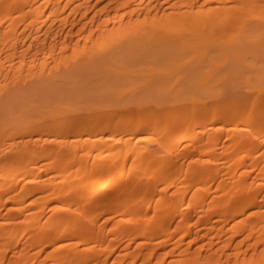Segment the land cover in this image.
Instances as JSON below:
<instances>
[{"label": "rangeland", "instance_id": "rangeland-1", "mask_svg": "<svg viewBox=\"0 0 264 264\" xmlns=\"http://www.w3.org/2000/svg\"><path fill=\"white\" fill-rule=\"evenodd\" d=\"M161 1L158 0L159 3ZM171 1L173 0H170V2ZM198 1L199 0H197L196 3H203V1ZM6 2L8 3L10 1L7 0ZM158 2L156 3L155 1L156 4L153 3L155 6L157 5V11L155 10L157 12H155L156 14L149 13L150 8H146L148 9V14H144L146 13L144 12V10L142 11L144 13L134 11L135 13H131L133 16H123L120 24L112 22L114 19V15L116 14L113 1H83L81 5L75 7L77 9H74L75 11L72 12L67 8V6L65 7V5L67 4H65V2H62V5L60 7L62 9L65 8L63 12H61L62 9L60 8V12L62 14L64 13V17L62 18H65V15H67L69 11L70 13H68L67 19H63L64 21H60L59 19L55 20V18L54 21L52 19L53 22H50V27L52 28L49 27V33L51 34L52 32L51 35L53 36L47 33L48 29L45 31V26L49 21H47L45 24L42 23L35 28L27 26V22L25 19L17 22L16 30L14 31V34H12V46L14 47L12 48V58L14 62L17 63V65L10 67L8 65V62L4 61L3 59L1 60L3 62L2 67H4H1L2 69H0V128H8L11 127V125L15 124L19 125V129H17V133L13 135V140L12 138L6 139L9 142L5 140L6 145L12 143V150L11 152L10 150L9 152L6 151V153H4L0 157V161L3 162V159L6 158L5 155H11V153L15 156L17 155L19 157L18 160H21L22 158H26L31 152L36 153L47 150L48 145L58 146L62 144L61 147L63 148V145L65 147L66 144L70 143L72 144L70 145L71 149L69 151V154L71 155L69 157L70 163L73 164V167L74 163L71 161L72 159L73 161H75V163H79L80 165L78 166L80 168H76V164L75 168L71 167L70 172L68 173V175L70 174L69 177L71 178H68L67 180L64 178L62 179V177L59 178L60 175H58L57 172V174H55V172L53 174V171L50 170L51 167H48L47 165V161L43 162V160L41 161L38 159L33 160L32 162L31 160V162H27L25 172H22L24 170H18V172H15L14 175L11 174V179L9 178L7 179L8 181H5V185L8 184L10 189L8 191H2L0 195V224L8 223L11 216L15 213V217L16 219H18L15 222H18L20 224H22V220L27 219L29 215H37L36 224L40 227L35 225L34 228L36 227V230L32 228L34 232L30 230V232L28 233V240L26 241L27 248L25 247V250L26 252H28V254L33 251V249H31L32 239L36 238L35 236L38 237L39 231L44 228L43 226H45V220L48 219L49 216L53 214V216H55V213L59 211H62L61 213H57L59 216H63L62 214H64V216H68V219L71 218L69 216L71 214H81V209L78 208L79 205L75 200V197L73 198V200V195L69 193L70 190L72 191V181H74L71 179H75L80 175L98 174L97 170L91 167L93 164L99 163L115 152L120 153L121 150H124L125 145L123 144H125L126 140L129 141V135L128 133L125 135L124 130L131 126L141 128L146 125V127L148 128L150 126V128L148 129L149 131L150 129L154 128L152 129L153 133L145 132L143 134V137H145V139L139 140V144L140 142L144 143L142 141L148 142V144L146 142L144 144V146H149L147 147L149 151H146V153L149 155L146 154V156L150 158L153 151L154 155L158 157L157 163L159 164V161L160 163L163 161L161 164H165H159L162 168L156 167L157 169L151 168L150 171L148 170V174L144 173L142 175L143 180L141 179V182L138 181L136 177H134L135 174L133 176L125 178L120 192L116 193L119 194V197H122V195L124 196L132 193L134 194L135 192L134 196L139 197V199L143 202L146 200V198H148L147 194L143 193L140 195L141 192L138 191L141 189H153L154 194L150 196L151 199H147L151 200V206L148 210H144L142 208L144 210H142L143 212H147L145 213V216L142 215L140 217L143 219L153 217V205L156 203L155 201H158L161 206L167 207L166 215H175L174 221H172L170 225H167L168 228L166 224H164V226L167 228V232L169 233L167 234L171 235V239H173V241H171V244L168 245L169 247H165L160 250L161 253L157 254L158 256L156 255L155 258H153V262L157 261L159 263L165 264V262H167V258L164 256V254L168 249L172 248V250L174 249L173 252H176L175 254H177L175 256L176 258H178V253L182 252L183 249H185V251L187 250V253H189L190 255L192 254L193 256L194 254L199 253L195 256H197L199 263L201 261L199 259L203 260V262H201L202 264L205 262L207 264H258L257 260L262 263V259L259 260L260 255L262 256L264 263V243L259 240L261 238V235H264V184H262L264 183V88H262V86L264 87V84L261 85L262 83H260L261 86H258L259 91H257L256 89L257 84L251 86H255V89L249 86V72H252L254 67V65L252 64H257V66L260 68L262 67V62H260V59L262 58L261 60H264V40L262 39L264 38V32L261 31L260 21L253 19V16L259 15V10L252 8L249 9V7H235L236 5H248L251 0H245L244 2H242V0H239L238 2L237 0H234L233 2H229L231 5L235 4L232 6H230V4H228L227 2H208L209 4H213L215 6L224 4L229 5V9L224 8L229 13L223 10V8H219L221 10L214 9L216 12L213 14L211 13L213 9H206L204 10L205 12L200 13V15L207 16L210 11V15L212 18L196 20L195 17L197 15L194 14L195 10L192 12V8L191 10L188 8V12L187 9L185 10V8L181 7L183 3L182 5H179L180 7H178L181 9V11L179 9L176 10L177 12L180 11L181 14H183L179 16L180 13L174 12L175 7H171L172 4L170 5L169 1V3H160L161 6ZM256 2H259V0H256ZM145 4L147 3L145 2ZM149 4L152 3H148L147 7H150ZM162 6L163 8H160ZM170 7L174 8V10ZM152 8L151 10L154 11L155 8ZM164 9L166 10V12H168V15L166 14V12H164ZM182 10L186 12L185 15ZM163 12L165 13L164 16L167 17H159L161 14V16H163ZM173 13L177 14L175 15L176 17L174 16L175 19L173 18ZM150 14L155 16L157 15L160 21L156 20L157 22H154V18L156 17L153 16V18L152 16H149ZM169 14L171 15L170 18ZM129 16L132 18H130ZM202 23H206L205 25L203 24L205 29L202 28ZM103 26H105V34H103V46L96 47V43L99 40L97 36V29ZM221 26L223 27V29ZM196 27L197 29L198 27H201L200 31L198 29V31L192 32L191 29L195 28L196 30ZM122 30H127V35L124 39L122 37L114 35V33H118ZM90 31H96V36L94 35L92 39L86 40L85 35ZM255 35L256 37H254ZM247 36H249V38ZM1 37L3 36L0 30V38ZM126 40L130 42V45L133 46L132 48H130L126 52H122L121 55L118 54L117 56H115L114 61H109L107 63L100 62V58L104 54L116 49L118 45H120L119 43ZM62 42H64L66 46L64 47V49L60 50L59 47ZM236 42L238 44H241L242 49H239L240 47L238 48V44ZM236 44L237 48L240 50L239 51L236 48L238 52L235 49ZM242 44L244 46L246 45L247 48L243 47ZM183 45H185V47ZM7 47L9 49L11 48V46L9 47V45ZM7 47L5 46V43H3V45L2 43L0 44V55L2 58L9 53L8 49H6ZM21 47L24 49V51L28 52V54L24 55L23 53H20V49H22ZM226 49H229V53L225 51V54L223 53V51ZM230 49L232 52L230 51ZM249 49L251 50V52ZM246 51L250 52V54ZM255 54L256 56H258L256 57ZM239 55L240 58L243 57V60H245V57L247 58L248 62L246 61L247 64L245 65L251 66L252 69L247 66L249 68L248 71H244L243 69V72L241 73V70L236 71V73L238 74L237 77L236 73L233 71L235 73L233 75V72L230 70L232 67L231 65H233L231 63H235L232 62L233 59H238ZM29 63V69H26V66L23 67L24 64L26 65ZM240 63L241 65H243L242 60L241 62H237V64ZM18 65H20V67ZM40 67L44 69H41ZM238 67L239 69L243 67L244 69H247V67H245L244 65ZM227 70L229 72L228 75H226L228 73ZM37 75H39L41 83H31L30 81L33 82V80L36 79L35 76L37 77ZM231 75H233L234 78ZM243 76L245 77L241 78ZM225 77L226 79H228V81H225ZM241 79L244 82L240 85L239 82L241 81ZM247 81L248 85L244 84ZM247 86H249L250 88L248 89ZM13 89L18 91V93L15 92V94L13 95H19L17 96V98H15V100L8 101L5 97L9 93L8 96L10 98V92L12 93L11 90ZM211 94L213 96H219L213 97L212 99L209 97ZM261 94L263 95L261 96ZM3 97L5 99H2ZM192 100L193 103L197 102L195 104L196 107H194V105L192 107V109L196 108V111H194L195 116L194 114L190 115L192 111ZM158 101H160V104L156 105L157 103H159ZM137 103H140V105L137 106ZM66 108L73 109L74 111H66ZM189 110L191 111L189 112ZM217 111L219 114H222L219 116L217 114ZM208 112H212V116H209L207 114ZM239 112L242 116L239 114ZM243 112L246 113L243 114ZM215 113L216 115H214ZM232 113H234V115L237 113L236 117L238 116V120L236 118H234L236 120L232 119V117L234 116ZM223 114L224 116H222ZM217 115L220 118H218ZM189 116H191L194 121V126L192 127V129L198 132L202 131L203 137L201 138V141L198 140L197 142V139H192L191 141H189V148L187 149H183L182 146H180L181 144L179 145V143L176 144L177 147L175 146V143L171 142L174 145L169 144V142H167V137L169 133L172 135V131L175 128L173 124L175 123L176 127H178L177 124L182 126L180 122H182L183 124L185 119H188ZM203 116L205 121L203 119ZM208 116L210 117V119ZM229 116L231 117V119H229ZM54 118L60 121V123H55ZM222 118H224L225 120L222 121ZM86 119H90L94 122L103 120V123L97 130L78 129L74 130V133H70V131L68 132L67 130L54 139H51L49 136H47L44 142L41 143L40 141H37L38 134L43 130L53 133L55 130H57V128L63 125L69 124L77 126ZM217 119H220L221 121ZM226 119L228 121H226ZM26 120L35 123L34 126L32 125V128L30 127L31 130H27L28 127L24 125V122ZM130 120L132 121V123H130ZM178 120L180 122L176 123ZM230 120H232V122ZM256 120L258 121V123L260 122L259 124L262 125H257V127H254V122L258 124ZM201 121L203 122L201 123ZM198 124L201 126H199ZM25 126L27 128H25ZM258 126L261 127L262 130L256 132V129L259 128ZM155 129L156 132H154ZM162 136L166 137L164 138ZM141 137L142 136H140L139 138ZM160 138L163 140H161ZM113 139H118L119 141H122V143H124H119L118 145V141L116 140L117 142L114 141L117 144L116 145L113 142ZM130 140L132 143H135V140L136 142L138 141L136 137L134 139L130 138ZM159 140L162 143L161 145ZM166 143H168L170 146L168 144L166 145ZM22 146H26V148H28V151H22ZM69 148L70 147H68V150ZM198 149L202 150L197 153L196 151H199ZM184 151L186 152L185 155L182 154V152ZM156 153H158L159 155ZM154 158L155 156L153 157L152 154V157L150 158L151 161H155ZM41 162L46 164L44 165ZM175 163L178 165H176ZM186 165L189 166L190 169L187 168ZM152 166L154 167L155 164H152ZM191 167H193V169ZM183 168L188 169V171L184 174V176L186 175L185 180L187 179L188 175H192L193 173L199 172L200 175H204L205 173H203V171L207 172L205 177L202 176V178L204 177L203 179H205V185L204 183L202 185L203 188H205L203 194H205L206 192V194L203 195L206 200L204 202V205L206 207V205L208 204L209 206H212L214 207V209H218L219 211L217 210V212L216 210L210 208L212 212L214 211V213H211V210V214L208 213V211L206 212L209 214H206L209 221L206 220L207 217L204 218L203 222H205V224L203 225H200L202 224V221L199 222L201 219H203V217L200 218L199 221L197 219L194 220L196 217L193 214L192 216H189L190 212L187 213V215L185 214V217H182L183 220L182 218H180L181 216L178 213L180 211L178 209L184 208L186 209V211H188V208L186 207L187 205L183 208H179L178 206L177 210H175V205L177 204L175 200L178 198V196H180L177 193H180V191L182 190L186 191L188 189L184 186V184L187 183L181 176ZM135 170L137 169L135 168ZM161 172L165 175H163ZM160 174L162 176H167L168 174V176L163 178L162 176H160ZM208 174L209 178H206L208 177ZM159 176L163 179L166 178L167 180L169 179L168 177H170L169 181H166V183L168 184H164L165 182L163 183L161 181L162 178L159 179L162 183L158 180V184H156V182H154L155 184H153L152 182L148 181L151 177V179L153 180L154 177L155 179L160 178ZM212 176L214 177L212 178ZM47 180L53 182L51 183ZM179 180H183L182 182L185 181L182 184V186L184 187L181 188V186L178 184ZM44 181L47 183H45ZM43 184L46 186L43 187ZM51 184L53 187H51ZM60 186H64L65 189L68 187V190H64ZM33 187H38L39 189L37 188V190L35 189V191H33ZM162 188H164L166 192L164 195L162 194L163 196H159V194L162 192H160V190H163ZM28 189H31V193L24 194ZM61 189L63 190V192L67 191L71 197L65 203L63 209L60 208L61 210L58 211L55 209V211L53 210V206L60 204L56 199V192L58 190L61 191ZM135 189L138 191L136 192ZM187 192L184 193L186 194ZM157 193L158 197L156 195ZM216 193H218L219 195ZM15 195L19 197H16L14 201L12 200V196L14 197ZM173 195L177 196V198L175 199ZM224 195H226V198L227 196H230L228 199H225L226 203L228 204H224L227 206V208L229 207L230 210L232 209V204L233 206L234 204L240 205L237 201H239L241 198L245 199L246 202H249L250 198L252 197L254 200L252 198L251 200L255 202V207L254 205L253 208L248 207L249 209L247 207H243L242 205L245 204L242 202L243 200H240V203H242L241 206L243 207L241 208L242 210L238 209V213L237 211L235 213L234 211L232 212L233 209L231 211L229 210L230 212L224 210L227 212L224 213L220 210V207H226L222 204L224 201H221L222 196ZM231 195L237 196L235 198L236 200H234V203L230 199L232 198ZM181 196L183 195L181 194ZM137 197L135 198L136 200ZM159 197L161 198L159 199ZM213 197L215 198V201ZM194 201L195 200L190 201L189 204H193ZM216 201H218L219 203H217ZM172 202H174L175 205H173L174 203ZM196 202H198V200ZM220 202L222 203L220 204ZM132 204L133 203H130V207L132 206ZM85 206L87 207V205ZM85 206L82 207L80 205L82 211L84 210ZM161 206L157 208L158 211L163 210ZM235 207L237 209L238 206ZM87 208L92 207L89 205ZM87 208H85V214L87 213ZM251 209L253 211L256 210V214H250V212H252ZM12 210L15 212H13ZM91 210H93V208ZM99 211L101 210H98V212ZM6 213L8 215L11 214L10 218L6 215ZM112 213L114 212L107 211L103 212L102 214L96 213L97 215L94 214L92 216L93 218L94 216L95 218L97 217L98 221L100 220L101 223H103L102 221H104V223L108 222L107 228L102 230L101 227L99 229L97 228L98 231L104 230L103 234L107 235V237L109 236L108 234H110L109 227L111 224H116L115 226H112V230L116 229L119 232L121 230V220L119 222L120 215L114 216L112 215ZM228 213L231 214L229 215ZM126 215L129 214L127 213ZM225 216H229L230 221L228 220V218L226 219ZM66 217L60 218L66 219ZM92 217L90 218L91 220ZM113 217L118 218L113 219ZM125 217L127 218V216ZM254 217H256L257 220H255ZM224 218L226 221L224 220ZM259 218L261 222L258 221ZM248 220H251V222L252 220L253 222L255 220L257 223L260 222V224L262 225L261 226L259 224L260 226L257 225V228H255L254 224L252 233L255 229L256 230L252 234V236H249L250 238L248 237V235H250L248 233V230H250L249 225L251 223H249L250 221L248 222ZM194 221H196V223H194ZM179 222L182 223L183 226L185 225L188 230ZM191 223L193 224L191 225ZM196 224H198L199 227L196 226ZM155 226L152 228L157 231V224ZM189 226L192 227L190 228ZM178 227L181 229H179ZM152 228L151 230H153ZM184 228L185 230H183ZM162 229L163 232L166 231L163 227H161V229L159 228V230L161 231ZM98 233L100 232H97L96 234ZM164 234L165 233H163L162 235ZM31 236H34V238H32ZM68 236L69 235L66 232L63 236L62 244H67L68 242L71 243L72 241L75 242L77 240L76 238L74 240L72 238V241H70L71 239H69ZM258 236L260 237L257 241L256 237ZM189 237L190 240L188 239ZM246 237H248V239ZM234 239H236L237 241ZM137 241L138 240H136V242ZM261 243L263 244L261 245ZM14 244L19 245L17 239L14 240ZM133 245L135 246L134 243ZM226 245L228 246V248ZM62 246L60 244V247ZM67 246H64L65 251L63 250L62 252H60V256L63 255H61V253L68 252L70 250H66ZM80 246L81 245H79L78 247L84 248L83 245L81 247ZM54 248L55 244L49 243V245L44 248V251L40 252L39 258H43L47 252L49 253V251L53 252ZM64 248L62 247V249ZM73 248L75 247H73L72 245V249ZM0 249L2 248L0 247ZM3 250L4 252L0 250L3 252H0V262L5 259V262L7 264L8 257L11 256V253L9 254L8 250ZM131 250H133V247ZM219 250H224L225 252H220ZM205 255L208 257H206L207 260L205 259ZM214 256H216L217 258H215ZM245 259H247L248 261H244ZM112 260L113 256H108L106 263L112 264ZM3 262L1 264H5ZM89 262H94V258H90ZM44 263H48V259H46ZM10 264L17 263L10 262Z\"/></svg>", "mask_w": 264, "mask_h": 264}, {"label": "bare ground", "instance_id": "bare-ground-1", "mask_svg": "<svg viewBox=\"0 0 264 264\" xmlns=\"http://www.w3.org/2000/svg\"><path fill=\"white\" fill-rule=\"evenodd\" d=\"M7 0H0V30H1V34H2V36L3 37H1L0 38V41H1V43H2V45H3V43H5V46L7 47L8 45H9V47L11 46V48L9 49L8 47L6 48V49H8V55H6V56H4L3 58L1 57V55H0V69H2L3 67H2V59L4 60V61H6V62H8V65L10 66V67H12V66H14V65H17V63H15L14 62V60H13V58H12V56H13V52H12V48H14L13 46H12V34H14V31L16 30V27H17V22H19V21H22V20H26V25L27 26H30L31 28H35L36 26H38V25H40V24H45L47 21H49L48 22V24H46V28H45V31L47 30L48 32V34H50L49 33V29L50 28H52V27H50L51 26V24H50V22H53V20H54V18H55V20H60V21H64L65 19H67V17H68V13H70V11L72 12V11H75L77 8H75V7H78V6H80L81 5V3L83 2V1H87V0H9L10 2H6ZM110 1H113L114 2V7H115V15H114V19H113V23H116V24H120V21H121V19H122V17L123 16H125V15H132L133 14V12L135 11H138L139 13L140 12H142L143 10H144V12H146V13H144V12H142V13H144V14H148V9H149V13H152V14H156L157 12V5L155 6L153 3H155V1H156V3L158 2V0H110ZM151 1V2H150ZM153 1V2H152ZM161 1V0H160ZM170 2V0H162L160 3H166V2ZM197 0H195V2H196ZM200 1H203L204 2V0H199L198 2H200ZM234 0H208V2L209 3H219V2H227L228 4H230L229 2H233ZM236 1V0H235ZM239 0H237V2H238ZM245 1V0H244ZM243 0H242V2H244ZM248 1H250V0H248ZM62 2H65V4H67V5H65V7L67 6V8L70 10L68 13H67V15H65V18H62V17H64V13L62 14L61 12H63L64 11V9H62L60 6L62 5ZM145 2L147 3V4H145ZM168 2V3H169ZM173 2V3H172ZM194 2V0H173V1H171L170 2V5L172 4V6L171 7H173V5H176V7H175V11L174 12H177L176 10H180L181 11V9L180 8H178V7H180L179 5L181 4L182 5V3H183V5L186 3V4H191V3H193ZM148 3H152V4H149L150 5V7H147L148 6ZM155 3V4H156ZM159 3V2H158ZM159 3V4H160ZM258 3V2H257ZM70 4V5H69ZM72 4V5H71ZM144 4V5H143ZM241 4V3H240ZM244 4V3H243ZM246 4V3H245ZM146 5V6H145ZM154 5V6H153ZM178 5V6H177ZM225 5V4H224ZM232 5H235V4H232ZM231 4H230V6H232ZM71 6H72V8H71ZM160 6H161V4H160ZM212 14L213 13H215L216 11L214 10V9H217L216 8V6L215 5H213L212 4ZM152 7H154L155 9H154V11H152L151 10V8ZM170 7V8H171ZM62 9V11H61V9ZM146 8H148V9H146ZM159 8V7H158ZM160 8H163V6L162 7H160ZM221 8H223V10H225L224 9V7H221ZM235 8V7H234ZM67 9V10H68ZM75 9V10H74ZM153 9V8H152ZM171 9H173L174 10V8H171ZM183 9V8H182ZM187 9V11L190 9L191 10V8H185V10ZM228 9H229V7H228ZM249 9H250V7H249ZM152 12H151V11ZM156 10V11H155ZM172 10V11H173ZM218 10V9H217ZM219 10H221V9H219ZM61 11V12H60ZM159 11V10H158ZM180 11H178L177 13H180L179 14V16H181V15H183V14H181V12ZM194 10L192 9V12H193ZM225 11H227V10H225ZM224 11V12H225ZM251 11V10H250ZM134 12V13H135ZM156 12V13H155ZM164 12H166V10L164 9ZM163 12V16H159V17H167V16H164L165 15V13ZM182 12H184V15L186 14V12L184 11V10H182ZM189 12V11H188ZM191 12V11H190ZM191 12V13H192ZM205 12V11H204ZM221 12V11H220ZM228 12V11H227ZM61 13V14H60ZM74 13V12H73ZM77 13V12H76ZM132 13V14H131ZM168 12H166V14H167ZM171 13V12H170ZM226 13V12H225ZM229 13V12H228ZM143 14V15H144ZM152 14H150L149 16H155V15H152ZM159 14V13H158ZM174 14V13H173ZM187 14H189V13H187ZM193 14V13H192ZM194 14H196L197 15V12L196 11H194ZM62 15V16H61ZM75 15V14H74ZM168 15V14H167ZM175 15H177L176 13L173 15V18H174V16ZM73 16V15H72ZM129 16V17H130ZM133 16V15H132ZM147 16V15H146ZM145 16V17H146ZM148 16V17H149ZM57 17V18H56ZM156 18H154V22L157 20V21H160L159 19H158V16L156 15L155 16ZM171 17V15L169 14V18ZM176 17V16H175ZM217 17V16H216ZM130 18H132V17H130ZM168 18V19H169ZM53 19V20H52ZM62 19V20H61ZM64 19V20H63ZM172 19V18H171ZM175 19V18H174ZM54 20V21H55ZM156 21V22H157ZM174 21V20H173ZM162 22V21H161ZM160 23V22H159ZM207 23V22H206ZM206 23H202L201 25H205ZM54 24V23H53ZM49 25V26H48ZM58 25H59V23H58ZM160 25V24H159ZM204 25H203V27L202 28H204ZM53 26V25H52ZM74 26V25H73ZM4 27H6V28H4ZM50 27V28H49ZM206 27V26H205ZM217 27V26H216ZM222 27V26H221ZM58 28H59V26H58ZM73 28V27H72ZM200 28L201 27H198V29H199V31H200ZM104 29H105V26H103V27H101V28H98L97 29V32L96 31H90V32H88V33H86V35H85V38H86V40H89V39H92L93 37H94V35L96 36V34L95 33H97V36H98V38H99V40H98V42L96 43V47H101V46H103V37H104V35L103 34H105L104 33ZM198 29H197V27H196V30H195V28H193V29H191L192 30V32H194V31H198ZM205 29V28H204ZM203 29V30H204ZM214 29V28H213ZM222 29H223V27H222ZM52 30V29H51ZM57 30V29H56ZM224 31H226V30H224ZM126 32H127V30H122V31H120V32H118V33H114V35L115 36H118V37H122L123 39L126 37ZM240 32V31H239ZM246 32V31H245ZM54 33V32H53ZM222 33V32H221ZM241 33H242V31H241ZM247 33V32H246ZM260 33H262V32H260ZM51 34H52V32H51ZM50 34V35H51ZM250 34V33H249ZM264 34V33H263ZM245 35V34H244ZM247 35V34H246ZM260 35V34H259ZM259 35H257V36H259ZM51 36H53V35H51ZM243 37V36H242ZM248 38H249V36H247ZM254 37H256V35L254 36ZM262 38V37H261ZM112 39V38H111ZM110 39V40H111ZM263 40H264V38H262ZM246 40V39H245ZM260 40V39H259ZM241 41V40H240ZM250 41V40H249ZM11 42V43H10ZM233 42V41H232ZM259 42V41H258ZM0 43V44H1ZM234 43V42H233ZM237 43V42H236ZM241 43V42H240ZM243 43V42H242ZM248 43V42H247ZM252 43V42H251ZM120 45H118V47L116 48V49H114V50H112V51H109V52H107L106 54H104L101 58H100V62L101 63H107V62H109V61H114L115 60V56H117L118 54H122V52H126L127 50H129L130 48H132L133 46L132 45H130V42L128 41V40H126V41H124V42H121V43H119ZM238 44V43H237ZM237 44H236V47H235V49L237 48ZM259 44V43H258ZM224 45V44H223ZM240 45V46H239ZM66 45H65V43L64 42H62L61 43V45H60V47H59V49L60 50H62V49H64V47H65ZM184 47H185V45H183ZM226 46V45H225ZM242 46L243 47H245V48H247V46L245 45H243L242 44ZM250 46V45H249ZM252 46V45H251ZM234 47V46H233ZM240 47V48H239ZM256 47H257V44H256ZM22 48V47H21ZM225 48V47H224ZM238 48L239 49H242L241 48V44H238ZM237 48V49H238ZM245 48H243V49H245ZM258 48H259V46H258ZM263 48V47H262ZM236 49V50H237ZM238 49V50H239ZM252 49H254V48H252ZM256 49V48H255ZM229 50V49H228ZM227 49L226 50H224L223 51V53H225L226 54V52H228L229 53V51H228ZM235 50V51H236ZM238 50H237V52H238ZM247 50V49H246ZM250 50V49H249ZM260 50H261V48H260ZM21 51V52H20ZM20 53H23L24 55L25 54H28V52H26V51H24V49L22 48V49H20ZM226 51V52H225ZM230 51H231V49H230ZM240 51V50H239ZM245 51V50H244ZM264 51V50H263ZM232 52V51H231ZM242 52H243V50H242ZM247 53H249L250 54V52H251V50H250V52H248V51H246ZM254 52V51H253ZM256 52V51H255ZM258 52H259V49H258ZM246 53V54H247ZM43 54V53H42ZM224 54V55H225ZM238 54V53H237ZM45 55V54H44ZM53 55V54H52ZM229 55V54H228ZM33 56V55H32ZM241 56H242V54H241ZM249 56H252V55H249ZM255 56H256V54H255ZM254 56V57H255ZM258 56V55H257ZM256 56V57H257ZM41 57H42V55H41ZM226 57V56H225ZM232 58V57H231ZM243 57H241L240 58V55H239V58L238 59H233V61L232 62H235V63H231V64H233V65H231L232 67H231V70L230 71H234L235 73H236V71H240V73L241 72H243V70L245 71H248V69L249 68H251V66H249V65H245V64H247L246 63V61H247V58L245 57L244 59L245 60H243L242 59ZM263 58H264V56H263ZM38 59V58H37ZM242 60V64L245 66V67H247V69L245 68L244 69V67L243 68H241V69H239V67L238 66H243V65H241V63L240 64H237V62H241V60ZM262 59V58H261ZM260 59V62H262V67H258L257 66V64L255 65V64H252V65H254V67H253V70H254V73H253V70H252V72L250 71L248 74H249V76H250V78H249V86L251 87L252 85H256V87L255 86H253V87H251V88H256L257 89V91H259L258 90V86H261V85H263L264 84V60H261ZM239 60V61H238ZM257 60H259V59H257ZM254 61H255V59H254ZM37 62H39V61H37ZM244 62V63H243ZM248 62V61H247ZM23 65V64H22ZM21 65V66H22ZM30 63L29 64H24L23 65V67L24 66H26V69H29L30 68ZM43 65V64H42ZM251 65V64H250ZM19 67H20V65H18ZM2 67V68H1ZM41 68V67H40ZM6 69V68H5ZM4 69V70H5ZM41 69H44V68H41ZM243 69V70H242ZM252 69V68H251ZM40 70V69H39ZM1 71V70H0ZM226 72V71H225ZM227 72H228V70H227ZM233 72V75L235 74ZM239 73V74H240ZM245 73V72H244ZM229 74V72L226 74V75H228ZM230 74H231V72H230ZM2 75V74H1ZM233 75H231V76H233ZM238 74L236 73V76H237ZM242 75V74H241ZM245 75V74H244ZM254 75V76H253ZM227 77V76H226ZM226 77H225V81L227 80L228 81V79H226ZM238 77V76H237ZM245 76H243V77H241V78H244ZM253 77V78H252ZM36 78V79H35ZM35 80H33V82L32 81H30L31 83H36V84H40L41 83V81H40V79H39V75H37V77L35 76ZM229 78V77H228ZM233 78H234V76H233ZM236 78V77H235ZM253 79V80H252ZM233 80V79H232ZM238 80H240V79H238ZM244 81L241 79V81L239 82L240 83V85L243 83ZM238 83V82H237ZM260 83H262L261 85H260ZM36 84H35V86H36ZM235 84V83H234ZM244 84H247L248 85V81L246 82V83H244ZM243 84V85H244ZM236 85V84H235ZM239 85V84H238ZM34 86V87H35ZM249 86H247L248 87V89L250 88ZM246 87V86H245ZM254 88V89H255ZM261 88V87H260ZM262 88H264L263 86H262ZM34 89V88H33ZM32 90V89H31ZM263 90V89H262ZM12 91V93L10 92V98H9V93H8V95H6V99L9 101H11V100H15V98H17V96L19 95H13V94H15V92H17L18 93V91H16V90H11ZM264 91V90H263ZM221 93V92H220ZM258 93V92H257ZM263 93V92H262ZM11 94H12V96H11ZM215 95V94H214ZM263 94H261V96H262ZM209 96V95H208ZM216 96H219V95H215V96H213L212 94L209 96L210 98H212L213 99V97H216ZM2 98V99H5V98ZM264 97V96H263ZM9 98V99H8ZM215 99V98H214ZM261 99V98H260ZM161 101H163V100H161ZM159 103H157L156 105H159L160 104V101H158ZM197 103V102H196ZM196 103H193V100L191 101V110H189V112L191 111V114L190 115H192V114H194V111H196L195 109L196 108H194V109H192V107H193V105H194V107H196ZM137 106H139L140 105V103H137L136 104ZM200 108V107H199ZM187 110V109H186ZM66 111H74L73 109H69V108H66ZM193 112V113H192ZM241 112V111H240ZM240 112H239V114H240ZM247 112V111H246ZM246 112H243V114L244 113H246ZM210 113V114H209ZM212 112H208L207 114L209 115V116H212V114H211ZM224 113V112H223ZM229 113V112H228ZM235 113V112H234ZM234 113H232L233 115H234ZM217 114L220 116L222 113H218V111H217ZM230 114V113H229ZM228 114V115H229ZM231 114V115H232ZM237 114V113H236ZM236 114L232 117L231 115V117H232V119H234V118H236L237 120H238V116L236 117ZM183 115V114H182ZM214 115H216V113L214 114ZM217 115V117L218 118H220L219 116ZM227 115V116H228ZM241 115V114H240ZM194 116H195V114H194ZM200 116V115H199ZM206 116V115H205ZM208 116V117H209ZM222 116H224V114L222 115ZM226 116V115H225ZM229 116V119H231V117ZM242 116V115H241ZM263 116V115H262ZM190 117V118H189ZM188 117V119H185V121H184V123L182 124V122H180L179 120L176 122V123H178V122H180L181 123V125L182 126H180L179 124H177V126L178 127H176V124L174 123L173 125H174V129H173V126H172V129H173V131H172V129H171V131H172V135L169 133V135H168V139H167V142H169V144H171V145H174V144H172V143H175V146H176V144H178L179 143V145L180 146H182V148L183 149H187V148H189L188 147V143H189V141H191L192 139L194 140V139H197V142H198V140L199 141H201V138L203 137L202 136V131L200 132H198V131H194L193 129H192V127L194 126V121H193V118L191 117V116H189ZM201 117V116H200ZM213 117H215V116H213ZM240 117V116H239ZM258 117V116H257ZM225 118V117H224ZM224 118H222V121L223 120H225ZM246 118V117H245ZM203 119H204V116H203ZM209 119H210V117H209ZM228 119V118H227ZM226 119V121H228ZM236 119H234V120H236ZM200 120V119H199ZM217 120H220V119H217ZM233 120V121H234ZM258 120V119H257ZM256 120V122L258 123V121ZM204 121H205V119H204ZM221 121V120H220ZM231 122H232V120H230ZM247 121V120H246ZM54 122L55 123H60V121H58L56 118H54ZM203 121H201V123H202ZM216 122H218V121H216ZM252 122V121H251ZM103 123V120H99V121H97V122H94V121H92V120H90V119H86V120H83L80 124H78L77 126H73V125H69V124H66V125H63V126H61V127H59V128H57V130H55L53 133H50V132H48V131H46V130H43V131H41L39 134H38V137H37V141H40L41 143L42 142H44L45 141V139H46V137L47 136H49L51 139H54V138H56L58 135H60V134H63V132L64 131H67L68 130V132L70 131V133L72 132V133H74L75 131L74 130H78V129H90V130H97L98 128H100V126H101V124ZM130 123H132V121L130 120ZM198 123V122H197ZM201 123H199V124H201ZM205 123V122H204ZM213 123V122H212ZM220 123V122H219ZM228 123H230V122H228ZM260 123V122H259ZM256 124L255 122H254V124L253 123H251V124H253V126L254 127H257V125H262V124ZM198 124V125H199ZM24 125H26L27 127H28V129L27 130H31L30 129V127L32 128V125L34 126L35 125V123L34 122H32V121H25L24 122ZM29 125V126H28ZM31 125V126H30ZM204 125V124H203ZM221 125H222V122H221ZM248 125V124H247ZM25 126V128H27ZM199 126H201V125H199ZM251 126V125H250ZM263 126H264V124H263ZM259 127V126H258ZM149 128H150V126H149ZM148 127H146V125L145 126H143V127H141V128H137V127H133V126H131V127H128L127 129H125L124 130V132H125V135L128 133V135H129V138H128V140L129 141H127L126 140V142H125V144H123L122 143V141H119L118 139H113V142L115 141V142H117L118 141V145H119V143L120 144H123V145H125V148H124V150H121L120 151V153H117V152H113L114 154H111V155H109L106 159H104V160H102V161H100L99 163H96V164H93L91 167L92 168H95L96 170H97V172H98V174H96V175H80V176H77L75 179L73 178V179H71V180H74V181H72L73 182V186L71 187L72 188V191L70 190L69 191V193H71V195H73V197H72V199L75 197V200L77 201V203H78V208L79 209H81V214L80 213H77V214H75L74 213V215H69L71 218L70 219H68L66 216H64V214H62L63 216H59L57 213H61L60 211L59 212H57V213H55L56 215L55 216H53V215H51V216H49V218L48 219H46L45 220V226H43L44 228L42 229V230H40L39 231V234H38V237L37 236H35L36 238H34V236H31L32 238H34V239H32V244H31V249H33V251L30 253V254H28V252H26V248H27V246H26V241L28 240V233L30 232V230L31 231H33L32 230V228H34V226L36 225V226H38L37 224H36V222H37V215H35V214H31V215H29V217L27 218V219H24V220H22L23 221V223L22 224H20V223H18V222H15V221H17L18 219H16V217H15V214L14 215H12L11 216V214H7L6 213V215L7 216H9V218H10V216H11V218H10V220L8 221L7 219V221H8V223H2V224H0V247L2 248V249H0V250H2L3 252H4V250L3 249H5V250H8L9 251V254L11 253V256H9L8 257V261H7V258H6V261H7V264H10V262H16L17 264H25L26 262L28 263V264H107L106 263V260H107V257L108 256H113V260H112V264H162V263H159V262H157V261H155V262H153V258H155V256L157 255V254H160L161 252H160V250L161 249H163V248H165V247H169L168 245L169 244H171V241H173V239H171V235H168L169 233L167 232V228H168V224L170 225V223H172V221H174V218H175V215L174 214H169V216L168 215H166V211H167V207L165 206V207H163V206H161V204H159L158 203V201H155L156 203L153 205V217L152 218H147V219H143V218H141L140 216H145V213L147 212H143L144 210H148L149 208H150V206H151V200H147V199H149L150 198V196H152L153 194H154V190L153 189H144V190H136V192L138 191V192H141L140 193V195L141 194H147V197L148 198H146V200L145 201H143L142 202V200H140L139 199V197H137V200L135 199L136 197L134 196V194H135V192H134V194L132 193V194H128V195H122V197H119L118 195V193H116V192H120V190H121V186L123 185V183H124V179L125 178H127V177H129V176H133L134 174H135V176L134 177H136L137 179H138V181H140L141 182V179L143 180V178H142V175L145 173H147L148 174V172L151 170V168H156V167H161V165H164L165 163H163V164H161L160 163V161H159V164H161V165H159L157 162H158V157H156V155H154V152L152 151V153H151V156H150V158L152 157V154H153V157L155 156V161L154 160H152L151 161V159L150 158H148L147 156H146V151L148 152L149 151V149L147 148V147H149L148 145H145L144 146V144H145V142L146 141H142V142H144V143H141L140 142V144H139V140H142V139H145V137H143V134L146 132V133H151L152 132V129H154V128H152V129H150V131L148 130L149 129ZM170 128H171V125H170ZM180 128V129H179ZM264 128V127H263ZM17 129H19V125H15V124H13V125H11V127H8V128H0V157L4 154V153H6V151L7 152H9V150H10V152H11V147H12V143L10 144H8V145H6V142H5V140L8 138V139H11L12 137H13V135L15 134V133H17ZM205 129V128H204ZM203 129V130H204ZM255 129V128H254ZM27 130H25V131H27ZM259 130H262V128L261 127H259V128H257L256 129V132L257 131H259ZM154 131V130H153ZM123 132V133H124ZM154 132H156V129H155V131ZM198 132V133H197ZM254 132V131H253ZM153 133V132H152ZM204 133V132H203ZM207 133V132H206ZM166 134V133H165ZM167 135V134H166ZM140 136H142L141 138H139ZM133 137V138H132ZM136 137V139L138 140L137 142H136V140H135V143H132L131 142V140H130V138L131 139H134ZM162 137H164V136H162ZM166 137V136H165ZM164 137V138H165ZM161 139V138H160ZM12 140H13V138H12ZM117 140V141H116ZM121 140V139H120ZM161 140H163V139H161ZM164 140H166V139H164ZM169 140V141H168ZM7 141V140H6ZM160 141V140H159ZM202 141H203V139H202ZM7 142H9V141H7ZM10 142H11V140H10ZM39 142V143H40ZM114 142V143H115ZM166 142V141H165ZM172 142V143H171ZM147 144H148V142H146ZM116 144V143H115ZM159 144V143H158ZM162 143H161V141H160V145H161ZM168 143H166V145H167ZM168 144V145H169ZM14 145V144H13ZM15 145H16V143H15ZM14 145V146H15ZM39 145V144H38ZM62 145V144H61ZM61 145H58V146H53V145H50V146H53V147H50L49 145H48V147H47V150H45V151H42V152H31L26 158H22L21 160H18V156H17V158H16V156L15 155H13L12 153H11V155L9 154V155H5L6 156V158H4L3 160V162L2 161H0V181H1V183H0V195H1V193H2V191H8L9 189H10V187L8 186V184H6L5 185V181L7 180V179H9L10 177H12L11 176V174L12 175H14L15 174V172H18V170L19 171H22V170H24V171H22V172H25L26 171V164H27V162H31V160H32V162H33V160H43V162L45 161H47V165H48V167H51V169L50 170H52L53 171V174H54V172H55V174H57L58 173V175H60L59 176V178H61L62 177V179L64 178V179H67L68 180V178H71V177H69V175H68V173L70 172V169H71V167H72V163H70V149H71V146L70 145H72V144H66L65 145V147H64V145H63V148L61 147ZM117 145V144H116ZM165 145V144H164ZM164 145H162V146H164ZM20 146V145H19ZM36 146V145H35ZM42 146V145H41ZM40 146V147H41ZM67 146V147H66ZM162 146H160V147H162ZM170 146V145H169ZM202 146V145H201ZM68 147H70L69 148V150H68ZM177 147V146H176ZM37 148V147H36ZM44 148H45V146H44ZM21 149H22V151H25V150H27L28 151V148H26V146H22L21 147ZM61 149H62V151H61ZM148 149V150H147ZM205 149V148H204ZM203 149V150H204ZM153 150V149H152ZM197 150V149H196ZM195 150V151H196ZM199 150V149H198ZM200 150H202V149H200ZM200 150L199 151H196L197 153H199L200 152ZM33 151V150H32ZM123 151V152H122ZM144 151H145V154H144ZM176 151V150H175ZM183 151V150H182ZM186 151H188V150H186ZM26 152V151H25ZM68 154V155H67ZM156 154H158V153H156ZM182 154H186V152L184 151V152H182ZM143 155V156H142ZM144 155H145V157H144ZM147 155H149V154H147ZM159 155V154H158ZM191 155V154H190ZM189 156V155H188ZM74 157V156H73ZM21 158V157H20ZM72 158V157H71ZM148 158V159H147ZM150 159V160H149ZM156 159H157V161H156ZM160 160V159H159ZM71 161L74 163V166L72 167V168H75L76 167V165H77V167L76 168H80V167H78V166H80L79 165V163H75V161H73L72 159H71ZM150 161V162H149ZM2 162V163H1ZM43 162H41L42 164H44ZM152 162V163H151ZM177 163V162H176ZM175 163V164H176ZM46 164V163H45ZM44 164V165H45ZM76 164V165H75ZM152 164L154 165L155 164V166L153 167L152 166ZM176 165H178V164H176ZM188 165H190V164H188ZM28 166V165H27ZM42 166V165H41ZM173 166V165H172ZM193 166V165H192ZM40 167V166H39ZM45 167V166H44ZM44 167H43V169H44ZM134 169H133V168ZM166 167V166H165ZM169 167V166H168ZM174 167V166H173ZM185 167V166H184ZM186 167L187 168H189L190 169V167L189 166H187L186 165ZM200 167V166H199ZM28 168V167H27ZM47 168V167H46ZM135 168L137 169V170H135ZM162 168V167H161ZM187 168H183L182 169V174H181V176H182V178L185 180V178H186V175L184 176V174L188 171V169ZM192 169H193V167H191ZM195 168V167H194ZM144 169V170H143ZM157 169V168H156ZM197 169V168H196ZM203 169V168H202ZM28 170H30V169H28ZM135 170V171H134ZM142 172H141V171ZM149 170V171H148ZM153 170V169H152ZM162 170V169H161ZM198 170V169H197ZM136 171H139V172H136ZM154 171V170H153ZM195 171V170H194ZM193 171V172H194ZM14 172V173H13ZM57 172V173H56ZM136 172V173H135ZM155 173H157V172H155ZM162 173V172H161ZM197 173V174H196ZM196 173H193L192 175H188V177H187V179L185 180L186 181V183L187 184H184V186L186 187V188H188L186 191H180V193H177V194H179L180 196H178V198H177V196H174V198L176 199L175 200V202H177V206L175 205V203L174 202H172V203H174L173 205H175V210H177V207L179 206V208H183V207H185L186 205V207L188 208L187 210L188 211H186V209H178L180 212H178L179 213V215L181 216L180 218H182V217H185V214L187 215V213H189L190 215L189 216H192V214L193 215H195V219L194 220H198L199 221V219L200 218H202L203 217V219H201L199 222H201L202 224H200V225H203V224H205V222H203L204 221V218H206L207 216H206V214L207 215H209L208 213H210V208H212L213 210H218V209H214V207H212V206H209L208 204L206 205V207H205V205H204V202L206 201L205 200V197L203 196V195H205L206 194V192H205V194H203V192H204V189L205 188H203V183L205 182V179H203L204 177H205V175L207 174V172H204L203 171V173H205L204 175L203 174H201L200 175V173L199 172H196ZM141 174V175H140ZM163 174V173H162ZM199 174V175H198ZM68 175V176H67ZM163 175H165V174H163ZM56 176V175H55ZM67 176V177H66ZM152 176H154V175H152ZM157 176V175H156ZM160 176H162L161 174H160ZM159 176V177H160ZM167 176H168V174H167ZM167 176H162L163 178L164 177H167ZM202 176H204L203 178H202ZM208 177H206V178H209V174L207 175ZM263 176V175H262ZM133 177V178H134ZM144 177V176H143ZM162 177H160V178H158V179H155V177H154V179L152 180L151 178H149L150 180H148L149 182H152L153 184H155L154 182H156V184H158V180L159 179H161ZM214 176H212V178H213ZM140 178V179H139ZM162 178V179H163ZM169 179H170V177H168ZM11 179V178H10ZM45 179H47V178H45ZM51 179V178H50ZM135 179V178H134ZM136 179V180H137ZM145 179V178H144ZM147 179V178H146ZM161 179V181L164 183V184H168V183H166V181H169V179L167 180L166 178L165 179H163L162 180ZM211 179V178H210ZM213 180V179H212ZM226 180V179H225ZM8 181V180H7ZM47 181H49V180H47ZM64 181V180H63ZM160 180H159V182H161ZM183 181V180H182ZM182 181H178V184L181 186V188L182 187H184V186H182V184L185 182H182ZM240 181V180H239ZM45 182V181H44ZM49 182H53V181H49ZM161 182V183H162ZM7 183V182H6ZM43 183V182H42ZM45 183H47V182H45ZM160 183V184H161ZM170 183V182H169ZM48 184H50V183H48ZM56 184V183H55ZM262 184H264V183H262ZM44 185V184H43ZM42 185V186H43ZM71 185V184H70ZM204 185H205V183H204ZM223 185V184H222ZM11 186V185H10ZM40 186V185H39ZM41 186V187H42ZM46 185H44L43 187H45ZM169 186V185H168ZM234 186V185H233ZM242 186V185H241ZM261 186V185H260ZM40 187V188H41ZM51 187H53L52 186V184H51ZM62 189H64V190H68V187L65 189V187L63 186H60ZM60 187H59V190H60ZM163 187H165V186H163ZM37 188L38 187H33V191H35V189L37 190ZM58 188V187H57ZM208 188V187H207ZM39 189V188H38ZM55 189V188H54ZM61 189V191H57L56 192V199L58 200V202L60 203L59 205H54L53 206V210H61L60 208H64V205H65V203L68 201V199H70V194L67 192V191H64L63 192V190ZM139 189V188H138ZM163 190H164V188H162ZM236 189V188H235ZM242 189V188H241ZM256 189V188H255ZM258 189V188H257ZM163 190H160V194H159V196L160 195H164L165 194V190L163 191ZM225 190V189H224ZM223 190V191H224ZM187 191H189V192H187ZM229 191V190H228ZM252 191H254V190H252ZM67 192V193H66ZM178 192V191H177ZM184 192H187L186 194L184 193ZM222 192V191H221ZM231 192V191H230ZM29 193H31V189H28L27 191H26V193H24V194H29ZM64 193V194H63ZM170 193H172V192H170ZM229 193V192H228ZM67 194H69V195H67ZM121 194V193H120ZM181 194L183 195V196H181ZM185 194V195H184ZM216 194H218V193H216ZM230 194V193H229ZM253 194V193H252ZM132 195V196H131ZM139 195V194H138ZM139 195V196H140ZM149 195V196H148ZM157 195V197H158V193L156 194ZM162 195V196H163ZM219 195V194H218ZM234 195V194H233ZM243 195H244V193H243ZM251 195V194H250ZM232 196V195H231ZM237 196H238V194H237ZM237 196H232V198H230L231 199V201H233V203H234V200H236L235 198L237 197ZM241 196V195H240ZM239 196V197H240ZM16 197L18 198L19 196H12V200H14L15 201V199H16ZM141 197V196H140ZM144 197V196H143ZM155 197V196H154ZM165 197V196H164ZM207 197V196H206ZM230 196H227V198H226V195H224V196H222V200L221 201H224L223 203L222 202H220V204L222 203L223 205L224 204H228V203H226V200L225 199H228ZM251 197V196H250ZM161 197H159V199H160ZM214 198V197H213ZM220 198V197H219ZM252 198V197H251ZM251 198H250V200H251ZM139 199V200H138ZM151 199V198H150ZM158 199V198H157ZM217 199H218V197H217ZM221 199V198H220ZM224 199V200H223ZM229 199V200H230ZM253 199V198H252ZM74 200V199H73ZM156 200V199H155ZM169 200V199H168ZM193 200H195L194 201V203L192 204H189V202L190 201H193ZM198 200V202H196ZM204 200V201H203ZM207 200H209V199H207ZM245 205H242L243 207H249V208H253V205H254V207H255V202L254 201H250L249 200V202H246V200L245 199H240ZM237 201L238 202V204H240V205H237V204H234V206H233V204H232V212L234 211V213L239 209V210H242L241 208H243L242 206H241V204L242 203H240L241 201ZM254 200V199H253ZM8 201V200H7ZM214 201H215V198H214ZM220 201V200H219ZM228 201V200H227ZM248 201V200H247ZM161 202V201H160ZM210 202V201H209ZM217 203H219L218 201H216ZM215 202V203H216ZM230 202V201H229ZM130 203H133L132 204V206L130 207ZM246 203H248V204H246ZM264 204V203H263ZM80 205L83 207V206H85V205H87V207L90 205L92 208H93V210H91L92 208H87L86 206L84 207V210L82 211V208L80 207ZM171 205V204H170ZM215 205H217V204H215ZM162 207V211H158V207ZM209 206V207H208ZM214 206V205H213ZM220 206H222V205H220ZM224 206H226V205H224ZM235 206H238V207H240V208H238L237 207V209H236V207ZM259 206V205H258ZM4 207V206H3ZM170 207V206H169ZM216 207V206H215ZM10 208H12V207H10ZM85 208H87L86 209V214H85ZM144 210H143V209ZM152 208V207H151ZM208 209V210H206V209ZM218 208V207H217ZM223 208V209H222ZM248 208V209H249ZM7 209V208H6ZM91 211H90V210ZM170 209V208H169ZM256 209V208H255ZM55 210V211H56ZM98 210H101V211H99L98 212ZM143 210V211H142ZM160 210V209H159ZM220 210L222 211V212H224V213H227L226 211H224V210H227V211H229L230 210V208L228 207L227 208V206L226 207H220ZM230 210V211H231ZM238 210V211H239ZM252 210V209H251ZM13 211V210H12ZM11 211V212H12ZM107 211H112V212H114V213H112V215H114V216H118V215H120L119 216V222H120V220H121V230H120V232L119 231H117L116 229V231L113 229L112 230V226H115L114 225V223H113V225L111 224L110 225V227H109V229H110V231L112 232H110L109 230V233L110 234H108L109 236L107 237V235H104L103 234V232H104V230L103 231H98V229L101 227V230L102 229H105V228H107V226H108V222H106V223H104V221H102L103 223H101V221L99 220L98 221V218L96 217L95 218V216H94V218L92 217L94 214H96V213H103V212H107ZM174 211V210H173ZM184 211V212H183ZM208 211V213H206ZM215 211V212H216ZM219 211V210H218ZM217 211V212H218ZM229 211V212H230ZM238 211H237V213H238ZM260 211V210H259ZM13 212H15V211H13ZM80 212V211H79ZM96 212V213H95ZM205 212V213H204ZM243 212V211H242ZM241 212V213H242ZM255 212H257L256 210H252V212H250V214H256ZM84 213V214H83ZM129 214V215H126V214ZM171 213H172V211H171ZM211 213H214V211L212 212V210H211ZM210 213V214H211ZM233 213V214H234ZM260 213V212H259ZM79 214H80V216H79ZM116 214V215H115ZM184 214V215H183ZM222 214V213H221ZM229 215L231 214V213H228ZM227 214V215H228ZM4 215V214H3ZM39 215V214H38ZM97 215V214H96ZM127 216V218L125 217V216ZM178 215V216H179ZM205 217H204V216ZM236 215H238V214H236ZM240 215V214H239ZM2 216V215H1ZM17 216H19V215H17ZM73 216V217H72ZM78 216V217H77ZM92 217V220L90 219L91 217ZM4 217V216H3ZM39 217V216H38ZM60 217H66V219L65 218H60ZM120 217H125V218H120ZM224 217V216H223ZM226 217V219L228 218V220H229V216L227 217V216H225ZM233 217V216H232ZM241 217V216H240ZM247 217V216H246ZM259 217V216H258ZM19 218V217H18ZM74 218V219H73ZM78 218V219H77ZM116 218H118V217H116ZM115 217H113V219H116ZM177 218V217H176ZM190 218V217H189ZM221 218V217H220ZM239 218V217H238ZM244 218V217H243ZM252 218V217H251ZM255 218V220H257L256 219V217H254ZM72 219H73V221H72ZM141 219H143V220H141ZM191 219V218H190ZM234 219H235V216H234ZM75 220V221H74ZM77 220V221H76ZM177 220V219H176ZM179 220V219H178ZM182 220H183V218H182ZM189 220V219H188ZM206 220H208L209 221V219H208V217H207V219ZM222 220V219H221ZM224 220H225V218H224ZM227 220V221H228ZM236 220H238V219H236ZM244 220V219H243ZM254 220V222H256ZM6 221V222H7ZM11 221V222H10ZM117 221V220H116ZM141 221H143V222H141ZM197 221V222H198ZM211 221V220H210ZM217 221H218V219H217ZM223 221V220H222ZM222 221H220V222H222ZM226 221V220H225ZM230 221V220H229ZM232 221H234V220H232ZM250 221V222H249ZM258 221H260L261 222V220H260V218L258 219ZM3 222V221H2ZM100 222V223H99ZM189 222H191V221H189ZM189 222H188V224H189ZM236 222H238V221H236ZM248 222L249 223H251V224H253V225H249V229L250 230H248V233L250 234V235H248V237L249 236H252V234L255 232V230H254V232L252 233V229H254L253 227H254V224H255V228H257V225L258 226H260L261 224H260V222H256V223H254L253 222V220H252V222H251V220H248ZM180 223V222H179ZM184 223V222H183ZM194 223H196V221H194ZM208 223V222H207ZM223 223H225V222H223ZM157 224V231H155L154 230V228H152V227H154L155 225ZM164 224H166V226H167V228L164 226ZM182 226H183V224L182 223H180ZM187 224V225H188ZM193 223H191V225H192ZM219 224H221V223H219ZM260 224V225H259ZM39 225H41V224H39ZM179 225V224H178ZM264 225V224H263ZM194 226H195V224H194ZM196 226H198L199 227V225L198 224H196ZM262 226V225H261ZM38 227H40V226H38ZM156 227V226H155ZM161 227H163L164 228V230H166L165 232H163V229H162V231L161 230H159V228L161 229ZM180 227V226H179ZM178 227V228H179ZM183 227H185V225L183 226ZM190 227V226H189ZM192 227V226H191ZM190 227V228H191ZM203 227V226H202ZM222 227V226H221ZM36 228V227H35ZM34 228V229H35ZM98 228V229H97ZM151 228L153 229V230H151ZM170 228V227H169ZM186 228V227H185ZM185 228L183 229V230H185ZM247 228H248V226H247ZM264 228V227H263ZM39 229V228H38ZM94 230V231H92V230ZM96 229V230H95ZM179 229H181V228H179ZM187 229V228H186ZM241 229V228H240ZM262 229V228H261ZM36 230V229H35ZM91 230V231H90ZM188 230V229H187ZM244 230V229H243ZM259 230H260V228H259ZM264 230V229H263ZM115 231V232H114ZM238 231V230H237ZM262 231V230H261ZM34 232V231H33ZM67 232V234L69 235L68 237H69V239H71L70 241H72V238H73V240L76 238L77 240L74 242V241H72L71 243L70 242H68L67 244H62V241H63V236L65 235V233ZM95 232V233H94ZM97 232H100V233H98V234H96ZM184 232V231H183ZM186 232V231H185ZM240 232V231H239ZM251 232V233H250ZM115 234V236H114V234ZM118 233V234H117ZM163 233H165L164 235H162ZM168 233V234H167ZM194 233V232H193ZM234 233H236V232H234ZM64 234V235H63ZM120 234V235H119ZM205 234V233H204ZM232 234H233V232H232ZM35 235H37V234H35ZM119 235V236H118ZM189 235V234H188ZM208 235V234H207ZM239 235H240V233H239ZM161 236H163V237H161ZM169 236V237H168ZM198 236V235H197ZM237 236V235H236ZM244 236V235H243ZM243 236H240V237H243ZM254 236V235H253ZM264 235L262 234L261 235V238L259 239V237L260 236H258V237H256V240L258 241V239L260 240V241H262L263 243H264V237H263ZM206 237H208V236H206ZM234 237V236H233ZM248 237H246L247 239H248ZM225 238V237H224ZM250 238V237H249ZM18 240V243H19V245L18 244H14V240ZM189 240H190V237L188 238ZM196 239H197V237H196ZM210 239H212V238H210ZM209 239V240H210ZM30 240V239H29ZM136 240H138L137 242H136ZM180 240V239H179ZM206 240V239H205ZM214 240V239H213ZM233 240V239H232ZM234 240H236V239H234ZM239 240V239H238ZM178 241V240H177ZM192 241V240H191ZM237 241V240H236ZM242 241H243V238H242ZM253 241V240H252ZM17 242V241H16ZM219 242V241H218ZM222 242V241H221ZM240 242V241H239ZM249 242H250V240H249ZM49 243H54L55 244V248H54V251L53 252H55V251H58V252H55V253H53V252H51V251H49V253L47 252L46 253V255L43 257V258H39V255H40V252H43L44 251V248L46 247V246H48L49 245ZM74 243H75V246H74ZM133 243L135 244V246L133 245ZM228 243V242H227ZM245 243V242H244ZM263 243H261V245L263 244ZM60 244H61V246L64 248V246L66 245H69V246H67V248H66V250L68 251L69 249L71 250H69L68 252H64V253H61V255L62 256H60V252H62L63 250L65 251V248L64 249H62V247H60ZM219 244V243H218ZM238 244V243H237ZM236 244V245H237ZM257 244H258V242H257ZM18 245V246H17ZM71 245V246H70ZM72 245H73V247H75V248H73L72 249ZM79 245H83L84 246V248L82 247V248H79L78 246ZM178 245H180V244H178ZM215 245H217V244H215ZM248 245V244H247ZM80 246V247H81ZM227 246V245H226ZM230 246V245H229ZM19 247V248H18ZM26 247V248H25ZM71 247V248H70ZM132 247H133V250H131L132 249ZM234 247H237V246H234ZM251 247H254V246H251ZM216 248H218V247H216ZM222 248V247H221ZM227 248H228V246H227ZM231 248V247H230ZM60 249V250H59ZM213 249H215V248H213ZM174 250V249H173ZM173 250H172V248L171 249H168L166 252H165V254H164V256L167 258V262H165V264H202L201 262H203V260L202 259H199V260H201L200 261V263H199V261H198V258H197V256H195V255H197V254H199V253H197V254H194V256L191 254H189V253H187V250L185 251V249H183V251L182 252H179L178 254V258H176L175 256L177 255V254H175L176 252H173ZM2 251H0V252H2ZM220 251V250H219ZM219 251H218V253H219ZM222 252H225L224 250H221ZM220 251V252H221ZM260 251H262V250H260ZM2 252V253H3ZM51 252V253H50ZM213 252V251H212ZM211 252V253H212ZM256 252V251H255ZM57 253H59V254H57ZM262 253V252H261ZM214 254V253H213ZM223 254V253H222ZM96 255H98V256H96ZM201 255V254H200ZM158 256V255H157ZM204 256V255H203ZM2 257V256H1ZM103 257H104V259H103ZM207 256L205 255V259L207 260V258H206ZM215 258H217L216 256H214ZM258 257V256H257ZM5 258V257H4ZM90 258H94V262H92V263H90L89 262V260H90ZM200 258H201V256H200ZM219 258V257H218ZM250 258V257H249ZM253 258V257H252ZM46 259H48V263H44V261L46 260ZM160 259V258H159ZM204 259V258H203ZM211 259V258H210ZM244 259V258H243ZM262 259V263H263V258H262V256L260 255V259L259 260H261ZM3 260H4V262H3ZM2 260V262L3 263H5L6 264V262H5V259H3ZM162 260V259H161ZM209 260V259H208ZM247 259H245L244 261H246ZM110 261V260H109ZM238 261V260H237ZM248 261V260H247ZM246 261V262H247ZM254 261V260H253ZM2 262H0V264L2 263ZM162 262V261H161ZM205 262V261H204ZM208 262V261H207ZM257 262H258V264H262V263H260L258 260H257ZM26 263V264H27ZM241 263V262H240ZM203 264H207L206 262L205 263H203ZM243 264V263H242ZM250 264H252V263H250ZM264 264V263H263Z\"/></svg>", "mask_w": 264, "mask_h": 264}, {"label": "snow or ice", "instance_id": "snow-or-ice-1", "mask_svg": "<svg viewBox=\"0 0 264 264\" xmlns=\"http://www.w3.org/2000/svg\"><path fill=\"white\" fill-rule=\"evenodd\" d=\"M173 7H176V5H173ZM181 7L183 8H192L197 12V16L195 17L196 20H201V19H211L210 11L207 16H202L200 13H203L204 10L212 9V5L208 3V0H204L203 3H196L195 0L192 4H185L182 5ZM221 7L228 8L230 7L229 5H216V8L219 9ZM235 7L241 8V7H250L252 9H258L259 10V15L258 16H253L254 20H259L260 21V27L261 31L264 32V0H259L257 3L256 0H251V2L248 5H236Z\"/></svg>", "mask_w": 264, "mask_h": 264}]
</instances>
